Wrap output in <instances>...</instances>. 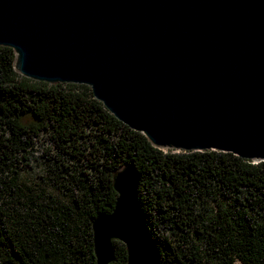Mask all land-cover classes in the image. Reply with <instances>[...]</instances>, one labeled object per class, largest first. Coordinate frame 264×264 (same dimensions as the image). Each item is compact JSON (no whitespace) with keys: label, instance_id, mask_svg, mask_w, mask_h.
<instances>
[{"label":"water","instance_id":"water-1","mask_svg":"<svg viewBox=\"0 0 264 264\" xmlns=\"http://www.w3.org/2000/svg\"><path fill=\"white\" fill-rule=\"evenodd\" d=\"M0 46L21 77L85 85L154 148L264 162V0H0ZM112 175L113 210L91 224L96 264H160L137 195Z\"/></svg>","mask_w":264,"mask_h":264},{"label":"trees","instance_id":"trees-1","mask_svg":"<svg viewBox=\"0 0 264 264\" xmlns=\"http://www.w3.org/2000/svg\"><path fill=\"white\" fill-rule=\"evenodd\" d=\"M13 60L0 46V264H96L91 224L125 165L160 264H264V162L154 148L89 87L23 78Z\"/></svg>","mask_w":264,"mask_h":264},{"label":"rangeland","instance_id":"rangeland-1","mask_svg":"<svg viewBox=\"0 0 264 264\" xmlns=\"http://www.w3.org/2000/svg\"><path fill=\"white\" fill-rule=\"evenodd\" d=\"M23 121L24 122H28V119H24ZM37 143H38L37 145L45 144L46 143L45 137L39 136L38 140H37Z\"/></svg>","mask_w":264,"mask_h":264}]
</instances>
